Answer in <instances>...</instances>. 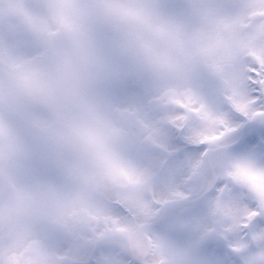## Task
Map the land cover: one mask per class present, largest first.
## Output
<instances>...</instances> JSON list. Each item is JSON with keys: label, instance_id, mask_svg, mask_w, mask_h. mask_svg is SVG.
<instances>
[{"label": "snow or ice", "instance_id": "snow-or-ice-1", "mask_svg": "<svg viewBox=\"0 0 264 264\" xmlns=\"http://www.w3.org/2000/svg\"><path fill=\"white\" fill-rule=\"evenodd\" d=\"M0 264H264V0H0Z\"/></svg>", "mask_w": 264, "mask_h": 264}]
</instances>
